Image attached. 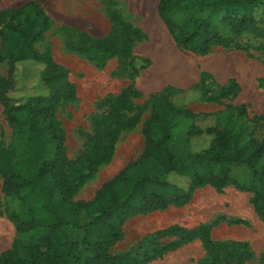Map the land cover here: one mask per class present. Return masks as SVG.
I'll return each instance as SVG.
<instances>
[{
	"label": "rangeland",
	"instance_id": "374dc122",
	"mask_svg": "<svg viewBox=\"0 0 264 264\" xmlns=\"http://www.w3.org/2000/svg\"><path fill=\"white\" fill-rule=\"evenodd\" d=\"M30 0H0V12L8 15L0 23H13L9 13ZM50 17L44 38L35 45L56 63L68 69V79L74 93L62 95L57 118L65 134V147L70 169L78 170L95 131L96 122L115 105V97L130 86L135 93L124 109V124L117 137L111 157L99 165L71 193L72 202H90L100 186L117 176L127 164L136 161L143 152L141 124L149 115L154 93L169 88L168 103L173 108L188 109L196 117L167 114L171 138L167 147L178 165L189 162V149L207 147L209 137L202 134L189 137V131L207 127L226 128L264 142V35L250 30L239 36L221 23L229 12H237L219 0H186L170 12L177 23L190 18L204 19L229 37L226 46H215L205 54L179 46L157 13L159 0H34ZM264 30V5L253 10ZM42 65L23 61L16 65L10 96L24 101L45 95L47 87L40 83ZM7 60L0 61V82L5 79ZM226 91L223 95L222 92ZM140 112L137 123L129 119ZM20 152L18 140L7 124L0 105V252L9 248L15 237L10 214L18 202L5 196L3 179L15 171ZM264 168V158L257 164ZM244 178L250 171L235 170ZM129 174V175H128ZM124 181L114 191L125 196L133 181L145 176L164 178L153 162L128 171ZM169 181L186 185L188 177L171 172ZM240 184V183H239ZM122 185V186H121ZM250 187L248 184H240ZM252 192L229 186L216 191L210 185L196 188L191 200L183 206H169L127 218L122 238L111 247V253L131 252L138 259L154 250L166 247L161 257L145 264H199L206 248L199 237L187 241L182 236L164 234L169 227L190 231L200 225L210 228L213 241H239L246 250L221 253L218 264H264V223L253 211ZM101 205H109L104 195ZM101 206L77 209V225L65 226L66 233L77 243L71 264H84L90 255L89 244L97 237L104 222L95 218ZM92 223V224H91Z\"/></svg>",
	"mask_w": 264,
	"mask_h": 264
},
{
	"label": "trees",
	"instance_id": "16d2710c",
	"mask_svg": "<svg viewBox=\"0 0 264 264\" xmlns=\"http://www.w3.org/2000/svg\"><path fill=\"white\" fill-rule=\"evenodd\" d=\"M185 1L159 0L157 3L158 15L179 46L205 54L215 46L230 43L229 37L221 35L217 26L204 19L190 18L183 23L174 21L170 12ZM219 1L236 8L237 12L228 11L221 19V23L228 26L233 35L239 36L248 30L264 35V30L257 26L259 21L253 15L257 6L264 5V0ZM7 15V12H0V23ZM9 18L13 23L0 27V61L7 60L6 76L0 82V105L7 124L18 140L20 152L15 161L17 169L4 176L2 189L5 196L18 202V209L10 214L15 237L9 248L0 252V264H71L77 243L64 227L77 225L76 214L72 215L75 210L98 205L102 210L95 212V218L103 220L104 224L98 228L97 237L89 244L90 255L84 264H145L161 257L167 248L161 247L141 259L129 251L111 253V247L123 236L124 221L135 215L165 210L169 206H183L191 200L196 188L205 185H210L216 191H222L227 186L251 191L253 211L264 223V168L260 171L257 169V164L264 158V142L253 138L244 140L243 134L226 128L207 127L189 131V137L208 136L209 143L198 151L189 149V162L178 165L167 147L171 138L167 114L171 112L172 115L187 118H195L196 115L188 109H173L168 103L169 88L152 95L151 111L141 124V156L127 164L116 177L103 183L92 201L72 202L70 197L74 188L114 152L124 124V109L135 90L126 86L115 97V105L110 112L96 122L84 159L73 173L57 110L62 95H72L74 86L68 79V69L49 55L42 54L35 45L44 38L50 26V17L38 2L30 0L10 12ZM23 61L42 65L39 81L47 87V93L14 101L10 96L14 71L16 65ZM222 94L225 95L226 91ZM139 118L140 112H137L129 119L130 124L137 123ZM148 161H153L160 168L164 178L145 176L136 179L131 191L125 196L121 195L118 192L119 183L127 178L128 171ZM235 170H251V177L244 178ZM171 172L186 175L187 184L169 181L166 177ZM249 182H252L250 187L240 185ZM116 184L117 194L114 191ZM104 195L108 197L109 205H101ZM162 232L172 236L183 235L187 241L199 237L206 248V256L199 264H218L221 253L247 248L245 243L239 241H213L207 225L190 231L169 227Z\"/></svg>",
	"mask_w": 264,
	"mask_h": 264
},
{
	"label": "crops",
	"instance_id": "0c3cea01",
	"mask_svg": "<svg viewBox=\"0 0 264 264\" xmlns=\"http://www.w3.org/2000/svg\"><path fill=\"white\" fill-rule=\"evenodd\" d=\"M229 186H227L226 188H228ZM233 187V186H232Z\"/></svg>",
	"mask_w": 264,
	"mask_h": 264
}]
</instances>
